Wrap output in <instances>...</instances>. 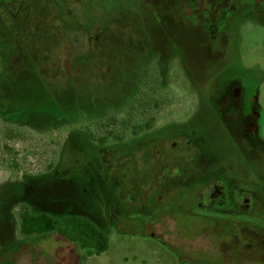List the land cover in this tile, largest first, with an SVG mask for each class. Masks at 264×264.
I'll use <instances>...</instances> for the list:
<instances>
[{"label":"rangeland","instance_id":"1","mask_svg":"<svg viewBox=\"0 0 264 264\" xmlns=\"http://www.w3.org/2000/svg\"><path fill=\"white\" fill-rule=\"evenodd\" d=\"M179 1L26 0L0 20V264H264V11L212 39ZM149 75L156 115L108 127ZM24 206L91 220L109 249L21 238Z\"/></svg>","mask_w":264,"mask_h":264},{"label":"trees","instance_id":"2","mask_svg":"<svg viewBox=\"0 0 264 264\" xmlns=\"http://www.w3.org/2000/svg\"><path fill=\"white\" fill-rule=\"evenodd\" d=\"M159 84L160 80L159 83L154 81L152 99L148 94H145L142 98V102L138 105L137 109L143 110V113L137 114L136 111H127V115L122 119H112L108 127L119 123L125 128H130L136 123L138 117L145 116L147 119L150 116L156 115L155 113L146 115L144 112L148 109L147 105L156 101L155 96L159 91ZM143 92H145V90ZM153 118L155 119V117ZM143 122H145V120L141 123ZM147 126L150 127L149 124H147ZM134 134H138V132L135 131ZM24 138L25 136L22 130L20 131L12 128L6 129L2 137V139L7 142H15ZM4 152L9 153L10 151L7 150ZM13 162V166L9 167L14 170L19 169L20 164L16 159ZM19 235L23 239H40L47 235H59L76 244L79 250H93L99 256L105 253L110 246L109 236L100 230L91 220L85 217L69 216L64 219H59L47 213L35 215L32 214L26 206L22 208L19 215Z\"/></svg>","mask_w":264,"mask_h":264},{"label":"flooded vegetation","instance_id":"3","mask_svg":"<svg viewBox=\"0 0 264 264\" xmlns=\"http://www.w3.org/2000/svg\"><path fill=\"white\" fill-rule=\"evenodd\" d=\"M16 1V5H14ZM31 1V0H28ZM26 3V0H21V7L19 5V0H0V20L6 21L12 19H18L20 18L21 14V8L25 10L23 5ZM13 4L14 7L10 8V5ZM18 4V5H17ZM35 2H32V5H35ZM179 7L180 10L185 14L186 11L191 12V17L194 16L196 17L197 20H208L212 19L213 22L211 23H205L204 26L210 31V36L212 39H217L221 34V31L226 30L229 27V22L230 20L234 19V17L239 13L240 11H247V14H255L259 10L264 11V0H212V3L208 4L207 0H180L179 1ZM209 7V8H208ZM29 8V7H28ZM27 10H30L28 9ZM28 11H26L27 13ZM38 18V17H37ZM35 17V20L37 19ZM40 20V17L38 18V21ZM37 24V22H36ZM35 25V22L33 20V26ZM35 30H37L38 25L34 26ZM39 31V30H38ZM7 35H5V40L4 42H8L7 40ZM153 72V71H152ZM144 87L142 85L141 91L147 90L148 95H150V98L152 99L153 95V78L152 75H149L147 78H145L144 82ZM233 86L231 84L229 85L228 92L225 94L226 95V101L228 102L229 105H231V101L235 99L232 97L233 92H232ZM234 102V101H233ZM254 103V99L250 98L248 102L245 103V110L247 109L246 107H250V105ZM148 109L144 114H154V110H152V103L150 105H147ZM243 110V111H245ZM137 114L143 113V110H135ZM228 124V123H227ZM257 132H253L251 130V137L253 138L256 135ZM248 138V135H246ZM201 175V174H198ZM197 176V175H196ZM198 179V178H197ZM210 182L205 185L204 189L212 190L213 193V188H219V185L216 184V179H210ZM207 183V182H206ZM209 188V189H208ZM201 189V190H202ZM220 190V189H219ZM223 198V201L226 202L228 200L227 195H225V192H219L218 196L215 195L216 197H221ZM214 198V194H213ZM207 203V204H205ZM203 205H201L207 212H210L211 209H214L210 205L212 202H205ZM234 234V233H232Z\"/></svg>","mask_w":264,"mask_h":264}]
</instances>
